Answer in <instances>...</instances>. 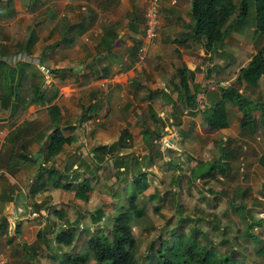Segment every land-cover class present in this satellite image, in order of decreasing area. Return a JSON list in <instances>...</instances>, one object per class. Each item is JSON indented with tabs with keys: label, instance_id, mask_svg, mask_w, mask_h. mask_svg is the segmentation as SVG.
<instances>
[{
	"label": "crops",
	"instance_id": "1",
	"mask_svg": "<svg viewBox=\"0 0 264 264\" xmlns=\"http://www.w3.org/2000/svg\"><path fill=\"white\" fill-rule=\"evenodd\" d=\"M109 1L0 0V63L6 69L16 70L12 88L10 76V86L5 76H1L0 86V253L8 259V264H62L61 258L64 256L61 251H57L58 245L55 242V236L61 229L75 227L77 224L78 234L84 232L86 225L79 222L80 219L89 221V226H92L90 229L104 227L106 221L103 219L108 218L112 203L117 201L115 194L121 187H111V190L108 188L114 182L106 175L108 168L113 169L111 159L106 157L104 162L97 163L99 168L95 169L97 161L92 149L99 144L114 142L124 127L132 131L128 125L130 116H141L140 112L134 114L132 110L137 111L139 105L143 106L142 101L145 102L147 117L148 104L152 105L159 116L164 112L169 116L172 112V101L179 105V92L175 89L177 67L184 65L189 70L197 68L195 83H205L212 81L217 70L224 67L229 60L221 50L211 55L208 60L210 54L204 51L201 42L192 37L191 0H159L158 34L147 45L146 54L141 60L139 48L145 41L142 40L143 23L140 21L144 17L148 0H115L113 4ZM111 29H115L117 37L112 47L107 50L102 44V37L106 30ZM242 50V47L237 48L235 44H231L229 63H240ZM19 51L28 52L38 62L9 64L7 58ZM249 59L250 57L244 64ZM22 65L25 66V72L21 71ZM242 65L243 63L240 66ZM239 67H234V70ZM55 69L62 71L52 72ZM36 71L43 74L47 89L58 90L51 103H43L30 96L31 84L39 79L38 74L36 77L32 75ZM221 71L218 74L220 77L228 74L226 68ZM17 78L20 80L18 89L15 85ZM224 81L225 79L219 80L220 83ZM227 82L230 79L225 83ZM133 83L144 86L135 87ZM147 88L157 91L149 101L142 100ZM192 88L186 97L196 99L192 100L193 104L188 100L190 107H199L202 95L195 96L197 91L193 85ZM8 89L14 90L11 101ZM111 89L114 92L109 102L108 97L111 94L107 92ZM206 95L203 99L209 102ZM116 97L123 98L118 101ZM156 97L166 103L161 113L154 106ZM16 98L20 101L19 105ZM84 98L86 103L82 102ZM7 100L9 104L5 107ZM14 102L17 109L9 117ZM91 103L93 107L83 117L82 108ZM51 104L59 107V126L63 135L71 136L72 140L64 144L62 150L53 157L47 158L45 144L48 129L52 125L47 108ZM108 105L111 106L110 109ZM227 105L228 127L213 132L222 135V140L229 138L231 142L237 141L236 144L243 145L244 149L248 148L242 142L251 134L241 131L240 128L230 134L232 120L237 121L239 126L240 112L229 103ZM105 106L109 109L106 117H111L110 124L120 126L113 140L106 138L105 134L109 123L99 118L102 110L106 111ZM137 117H133V125L140 131L141 125ZM141 118L144 120L142 116ZM259 127L258 131L264 130V126ZM20 128L23 130L16 132ZM20 144L24 145L25 150H22ZM164 145H161L162 150ZM84 149H88L87 152ZM16 152L26 153L29 161L16 160ZM262 154L264 152L260 156ZM260 156L257 159L258 164ZM70 163L72 166L67 169ZM41 165L55 166L58 174L66 171L67 178L63 177L62 182H75L73 179L77 175L78 181L88 178L92 186L88 200L78 198L74 190L49 187ZM194 166L196 165H191V168L194 169ZM121 174L124 177L130 175L119 173L117 176L122 182ZM113 180H116L115 173ZM179 180L177 172L174 186L178 185ZM53 209L59 210L60 216L52 212ZM97 209H102L103 216L100 221L93 223L90 215ZM31 212L36 215H30ZM67 221L70 224H65ZM38 230H43L40 239H37Z\"/></svg>",
	"mask_w": 264,
	"mask_h": 264
},
{
	"label": "trees",
	"instance_id": "2",
	"mask_svg": "<svg viewBox=\"0 0 264 264\" xmlns=\"http://www.w3.org/2000/svg\"><path fill=\"white\" fill-rule=\"evenodd\" d=\"M114 1L115 0H110L109 3L113 4ZM254 4L253 34L255 36H262L264 35V0H254ZM248 9V0H239L238 2H234V0H191L190 14L192 19V37L201 42L204 51L210 54L208 60L212 57L211 55L217 54L219 50L224 51L225 57L230 60V41L237 35L236 33H240L241 30L238 31V28L246 21ZM143 22L144 17L140 23ZM136 32L137 30L135 29L134 33ZM103 36L102 44L104 48L106 46L108 50L112 47L117 37L115 29L106 30ZM177 42H179V40H177ZM229 60L226 62V65L221 68L223 70L226 68L228 74L226 75L225 73L224 75L226 76L222 77L218 76V74L222 72L220 69L217 70L216 75L212 78L213 82L218 83L217 93L215 92L213 95L207 92L208 89L202 87L200 83H195L197 68L195 70H189L186 66L182 65L175 69L177 78L175 89L179 92V105L172 101V112L165 120L162 116L157 114L151 104H148L147 118L149 122L155 126V129L151 128L149 124L142 120L141 116L137 117V121H140L141 125L140 133L147 149L151 147V144L154 143L155 140H160L163 137V128L168 122L171 123V118L177 124L181 123V115L185 109L189 114L198 112L206 129L211 132L228 127V103L236 107L237 111L240 112L239 128L241 131L254 134L260 129V125L264 126V92L261 90V80H264V46L256 48L255 51L250 54V59L245 64L243 63L242 66H240L241 63L237 62L229 63ZM206 62L205 64L207 65ZM234 63L236 64L234 65ZM23 67L25 66L22 65V69H20L22 72H25ZM234 67L239 68L235 71ZM6 70L9 71V74L6 73ZM61 71L62 70L55 69L52 72L59 73ZM15 73L16 70L14 68L6 69L4 64L0 63V86L1 76L2 78L5 76L7 84H9L8 86H10L11 82L8 78L10 75H15ZM39 73L37 71L32 73L34 77L38 74L39 79L31 84L30 96L34 100H40L43 103H51L57 96L58 90L56 88L52 90L47 89L48 86H46L44 82V76L42 73V75ZM221 79H225L224 83L219 82ZM229 79L230 82L225 83ZM192 85L197 91L195 96L198 94L202 95V97L200 96L201 103H199V107H195V105L194 107H190L188 100L192 101L196 99L186 97V95L192 91ZM133 86L141 88L144 85H134L133 83ZM13 91L14 90L11 91L8 89L10 101L11 95L14 94ZM156 92L155 90L153 91L147 88L142 100L149 101L151 96ZM205 94H207L205 97L210 96L209 102L203 99ZM15 100L17 105H19V99L16 98ZM8 104L7 100L5 107H8ZM191 104H193V101ZM92 107L93 104L91 103L82 108L83 117H86ZM47 110L51 121L50 124L52 125L48 129L49 133L46 138L45 150L47 158H51L61 151L63 145L69 143L72 137L64 136L61 131L59 126V107L56 104H51ZM22 130L23 128H20L16 132ZM132 142L131 132L128 127H124L121 129L114 142L110 144H99L92 149L94 152V159L97 161L95 163V169L99 168L97 163L104 162L107 157V159H111V165L113 169H115L116 175L119 173H129L131 179L130 181H125L124 186L121 187L123 190L120 189L115 194L117 200L115 203L116 207L119 206L120 203L122 205L119 206L120 210L114 216L113 214L111 215L112 224L110 228L107 227L108 225L104 224V227L92 230V233L85 238L82 248L77 251H68V249L74 246L75 240L81 237L80 234H84L87 231L86 228H84V232H80L78 235L72 229L74 227L63 228L56 234L55 242L59 246V248L57 247V251H61L64 256L61 258L62 264H245L244 255H241L234 246H230L228 251L221 252L218 250V244L224 245L227 240L223 239L216 244L214 241L215 237L209 234L210 229L215 230L216 234L224 235L226 233L217 217L208 221L210 224V229H208V231L199 226V222L202 220L201 217H192L189 222L185 224L180 221L181 217H179L175 226L164 230L165 235L163 237L151 241L144 258H139V252H136L138 251V242L133 233L134 225L132 223L134 220H140L145 216V198L148 199L151 197V199H153L154 197L155 200L159 198L160 201L163 200V198L162 194L156 190L146 194L150 185L148 173L140 170L139 163L137 165L136 160L129 156L130 152H127L132 147ZM24 144L27 145V142ZM174 144L171 146L164 145L161 152L170 151ZM216 144L219 156H215V158L209 161L210 165L208 170L206 168L200 173L199 178L205 179V182L208 180L206 177L213 179L216 178L218 174L226 176L233 172L232 161L235 159L233 150H237L239 147L237 146L236 149L229 138L227 140L221 139L219 142L217 141ZM20 145L22 150H25L24 145ZM159 154L161 153L159 152ZM14 157L19 161H29L26 153L23 152L14 153ZM148 160L149 163L154 161L153 157H148ZM259 165L264 168V154L259 158ZM71 166L72 163L66 168L70 169ZM40 167L42 171L46 173L49 187L74 190L78 198L84 201L88 200L89 192L92 190L88 178H83L78 181V175L76 174L77 177L73 179L76 180L75 182L71 180L62 182L63 177L67 178L66 171L64 174H58L55 166L48 167L41 165ZM216 167L218 168L215 169ZM192 169L193 168L189 169L190 175H186V180H184L187 191L189 182L192 178ZM241 169L242 167H240V170ZM128 189L129 193H125ZM120 191L123 193H120ZM167 191L168 193L170 192L169 190ZM208 191L213 192L211 189H208ZM174 193L172 192L173 197L171 201H174V205L177 208L176 210H178V208L183 207V203H181L182 201L180 202V198ZM247 193V189L233 191L227 204L231 205L233 211L241 212L245 209L244 202L241 199H243ZM154 210H158V207L155 206ZM52 212L59 216L61 214L59 210L56 209H53ZM102 216V209H97L95 213L90 215L91 221L93 223L98 222L102 219ZM190 222H192L193 225H191L187 231V225ZM68 223L67 221L65 224ZM204 223L207 224L206 222ZM246 223L247 229L244 234L246 237H250L249 239L254 242L255 253L263 259L262 262L258 264H264V231H258L247 221ZM256 225L260 227L262 225L261 221H258ZM42 234L43 230H38L37 239H40ZM24 246L29 247L30 245Z\"/></svg>",
	"mask_w": 264,
	"mask_h": 264
},
{
	"label": "rangeland",
	"instance_id": "3",
	"mask_svg": "<svg viewBox=\"0 0 264 264\" xmlns=\"http://www.w3.org/2000/svg\"><path fill=\"white\" fill-rule=\"evenodd\" d=\"M238 1L239 0H237V2ZM248 2L249 9L246 21L238 28V31L241 30L240 33H236L237 35L235 39L232 38L230 41V44H235L237 48H243V57L240 61L241 64L250 57L252 51L258 47L264 46V35L255 36L253 34L255 10L254 0H248ZM235 64L236 63H234V65ZM211 82L212 81L200 84L202 87L208 89L207 92H210V94L213 95L215 92L217 93L218 83ZM209 84H213V86H210ZM15 85L18 89L20 85V80L18 78L15 81ZM151 85L158 87L157 84L151 83ZM261 90L264 92L263 79L261 80ZM113 92L114 91L112 89L111 91L109 90V92H107V94H111L108 97L109 102L110 98L112 99L113 97ZM121 98L123 97H120L119 99L116 97V100L120 101ZM82 102L86 103V99H82ZM138 102L140 103L141 101ZM141 103H143V106H141V104L138 106L137 111H135V109L132 111L134 114H136V112H140L141 116L144 118V121L152 126L146 115L145 102L142 101ZM165 105L166 103L162 99L158 97L154 99V106L159 113L164 110ZM108 106L110 109L111 106ZM105 108L106 111L102 110L99 118L104 119V121L109 123L107 124L105 134L106 138L113 140L116 138V135L120 130V126L115 124V126H113L112 123L110 124L111 117H106V112L109 109L106 106ZM230 111L232 118L233 110L231 109ZM165 114L166 112H164L163 115H160L165 119L167 118V115ZM130 117L131 120L128 125L132 130L130 132L132 134L133 142L132 147L129 150V156L136 160L137 165L139 163L140 170L146 171L148 173L150 187L146 191V194L152 193L153 190H156L157 192L162 193L163 198L161 201L159 198L155 200L154 197V200L151 199V197L148 199L145 198V216L140 220H134L132 223L134 225L133 233L138 242V251L136 252H139V258H144L151 241L163 237L165 235L164 230L175 226V223L179 217H181L180 221L183 224L188 223L192 217H201L202 220L199 222V226L207 231L210 229V224L208 221L212 220L214 217H217L220 221V225H223L226 233L224 235L216 234L215 230L210 229L209 234L215 237L214 241L216 244H218L223 239L227 240L226 244L224 245L218 244V250L221 252L228 251L230 246H234L237 251L241 253V255H244L245 264L261 263L263 259L255 253L254 242L249 239L250 237H246L244 233L247 229L246 221L258 231H264V168H262L257 162L260 154L264 152V130L251 134L249 137H247V140L242 142L248 145V148L244 149L243 145L241 146L236 144L237 141L232 142L236 149L237 146L240 147V149L233 150V155L235 156V159L232 161L233 172L227 174L226 176L218 174L216 178L213 179L206 177L208 180L205 182V179L199 178V171L206 168L208 170L210 165L209 161L215 158V156H219L216 142H219V140L222 139V135L217 132H209L205 128V124L202 122L198 112H195L194 114H187L186 112H183L181 115L180 124L174 122L170 117L171 123L168 122L164 126V136L160 140H155L149 149H147V146L141 138L139 128L133 125V117L137 116L132 115ZM238 129L239 126L237 125V121L232 120L231 131H228H230V134H232L233 131H237ZM225 137H227V135H225ZM172 140L173 144L177 141L173 148H171V150L168 152H161V145L165 143L170 144ZM87 150L88 149H84L83 151L87 152ZM159 152L161 154H159ZM148 157H153L154 161L149 163ZM174 164L176 166H174ZM193 164L196 166H194V169H192V178L189 182L187 191V186L184 180H186V175H190L189 169H191V165ZM240 167H242L241 170ZM217 168L218 167L215 169ZM177 172L179 173L180 180L178 185L174 186L175 174ZM114 173L115 171L111 167L108 168L106 175L109 179L114 181L112 184H110V187L108 186L110 190L119 186H124V182L130 181L131 179L130 175H126V177H124L123 174H121L123 177V182L122 180L119 181L117 175L116 180H113ZM208 189L213 190V192L208 191ZM243 189H247L248 192L247 195L241 199L244 202L245 209L241 212L233 211L231 205L227 204L228 199L232 195L233 191ZM167 190L170 192L168 193ZM172 192H175L178 198H180V202L182 201L181 203H183V207L178 208V210H176L177 208L174 205V201H171V198L173 197ZM120 193L123 192L120 191ZM125 193H129V189L125 191ZM121 205L122 204L120 203L119 206ZM111 206V210H109V208L107 209L109 210L108 218L103 219L104 222L106 221L108 228H110L112 224V220L110 218L111 215L113 214L114 216L120 210L119 206L116 207V205L113 203ZM155 206L158 207V210H154ZM85 220L83 221L80 219L79 222H81L83 225H86L84 228H88L89 230L86 229V234H80L81 237L75 240L74 246L71 247V249L66 248L68 251H77L82 248L86 236L92 233L90 230H95V227L90 229V227H92L89 226L90 222ZM258 221H261L262 223L260 227L256 225ZM191 225H193L192 222L187 225V231ZM72 229L78 235V225L76 224V226ZM57 247L59 248V246Z\"/></svg>",
	"mask_w": 264,
	"mask_h": 264
},
{
	"label": "built area",
	"instance_id": "4",
	"mask_svg": "<svg viewBox=\"0 0 264 264\" xmlns=\"http://www.w3.org/2000/svg\"><path fill=\"white\" fill-rule=\"evenodd\" d=\"M159 17H160L159 0H148L147 8L144 14V22L142 28V40H144L145 43L141 44L139 48V57L141 60L144 59L147 50V45L151 43L158 34V29L160 26ZM22 61L36 64L38 62V59L25 51L12 54L7 58V62L12 65H15V63ZM42 68L44 67L42 66ZM172 144H173V140L170 144L165 143V145H169V146H171ZM30 215H36V213L31 212ZM0 264H8V259L5 257L3 253H0Z\"/></svg>",
	"mask_w": 264,
	"mask_h": 264
},
{
	"label": "water",
	"instance_id": "5",
	"mask_svg": "<svg viewBox=\"0 0 264 264\" xmlns=\"http://www.w3.org/2000/svg\"><path fill=\"white\" fill-rule=\"evenodd\" d=\"M10 81L13 83L14 82V80H15V75H10ZM12 86H13V84H11V88H12ZM16 109H17V107H16V103L14 102V103H12V105H11V108H10V113H9V117H11L12 115H14V113L16 112Z\"/></svg>",
	"mask_w": 264,
	"mask_h": 264
}]
</instances>
